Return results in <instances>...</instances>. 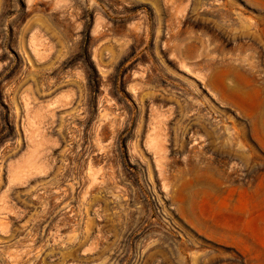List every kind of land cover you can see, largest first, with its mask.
Wrapping results in <instances>:
<instances>
[{"label": "rangeland", "instance_id": "rangeland-1", "mask_svg": "<svg viewBox=\"0 0 264 264\" xmlns=\"http://www.w3.org/2000/svg\"><path fill=\"white\" fill-rule=\"evenodd\" d=\"M0 264H264V0H0Z\"/></svg>", "mask_w": 264, "mask_h": 264}]
</instances>
